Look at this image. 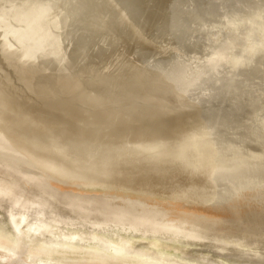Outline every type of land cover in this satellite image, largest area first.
I'll return each mask as SVG.
<instances>
[{"label": "rangeland", "instance_id": "rangeland-1", "mask_svg": "<svg viewBox=\"0 0 264 264\" xmlns=\"http://www.w3.org/2000/svg\"><path fill=\"white\" fill-rule=\"evenodd\" d=\"M45 2L60 21L57 56L22 58L0 25V181L11 180L0 195L14 200L0 231H28L26 210L56 196L61 243L103 254L183 264L195 240L264 237V0ZM90 203L144 222L67 226L65 207ZM209 226L220 234L164 233ZM246 250L235 260L264 264ZM211 255L197 260L225 261Z\"/></svg>", "mask_w": 264, "mask_h": 264}, {"label": "bare ground", "instance_id": "bare-ground-1", "mask_svg": "<svg viewBox=\"0 0 264 264\" xmlns=\"http://www.w3.org/2000/svg\"><path fill=\"white\" fill-rule=\"evenodd\" d=\"M4 2L5 4H2L0 7V25L3 28L4 45H9L11 42L12 46L13 44H17V48H19L22 53V58H25L26 60L36 59L42 55L57 56L60 53V39L52 32V28L60 24V21L57 18H49V13L52 9L51 2H45V0H23V2L20 1L16 3L14 0H5ZM118 15V18L121 21L125 20L126 15L124 13ZM12 21H15L16 23L14 24ZM179 52L180 51H178V53ZM29 73L31 72L26 73L24 76L25 81L27 82H30L31 80ZM179 75L182 77V74H178V76ZM196 80L197 78L192 79L189 84H185V90L186 88L195 86ZM65 86L67 91L75 92L79 89L80 83L76 81L72 82V84H66ZM73 98H82L83 100L88 98L93 100L95 103L100 100L98 96L92 95H80ZM26 128L29 129L31 127L29 126ZM4 178H2V180H4ZM10 181L11 180L8 177L4 180L7 185ZM4 182L0 181V185ZM20 195L29 196L27 192H24V190H22ZM35 196L37 197V194H35ZM0 197V208L2 210L12 208L14 200L12 199L13 195L11 191L6 190L2 195H0ZM53 199V202L51 201V203H46V206L38 203L35 206L33 205L31 209L26 210V214H28L31 219L34 218V222L37 224L34 227L31 226V229L28 228V231H24V233L29 232L28 234L23 233L17 234L16 236L12 233L11 229L6 232L0 231V264H177L162 263L158 258L146 256L139 251L126 252L116 248L112 253L108 252L107 254H103L100 253L97 250L98 248L94 246L89 249H82L80 246L75 245V242L61 243V239L59 238V231L61 230L59 224V211L63 209V207L59 208V201L56 199V196ZM113 206L114 205L111 204L101 205L94 203H90L87 206L69 205L65 208L70 210L68 212L72 214H70L71 216L64 222L68 221L66 222L67 226L71 227H76L77 225H89V223L95 225H107L110 222H113L114 224L116 223L120 225L121 223L124 224V222H144V218L138 216L132 217L122 214H120V216L107 214L100 215L102 214L100 211L105 212L109 209L111 211L115 210ZM91 210H94L92 211L94 214L90 213V216L86 217L80 216V213L84 211L91 212ZM39 215L44 217L41 218ZM49 216H55L56 219L51 222L47 220L45 221V219H49ZM146 220L148 223L155 222L150 220V218H147ZM26 226L28 225H22V227ZM166 230L167 231L164 233L168 235H175L179 232L181 234H186V236L190 235L193 238L201 236L209 239L212 236L211 234L218 235L221 231L220 228L213 226L200 228L195 227L194 229L180 228L179 230L177 228L175 230ZM212 240L215 242L210 241L208 243L195 240V246L184 248V250L188 249V254L195 255H191V261L183 264H206L204 261L197 260L198 254H205L206 252L212 254L215 253V255L211 256L222 257L225 259L223 263L218 264H241L239 261L235 260L242 257V255H244L243 253H245L241 252V246L245 247L247 249L246 251L256 249L260 252H264V237L252 236V238L246 240H237V238H233L225 242L215 239ZM204 256L203 258H210L207 257L208 255Z\"/></svg>", "mask_w": 264, "mask_h": 264}, {"label": "water", "instance_id": "water-1", "mask_svg": "<svg viewBox=\"0 0 264 264\" xmlns=\"http://www.w3.org/2000/svg\"><path fill=\"white\" fill-rule=\"evenodd\" d=\"M157 130H159L160 132L164 131L163 129L160 130L159 128ZM169 130H171V129H169Z\"/></svg>", "mask_w": 264, "mask_h": 264}]
</instances>
